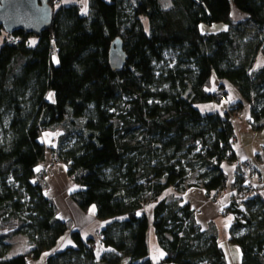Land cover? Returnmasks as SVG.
Here are the masks:
<instances>
[{"label":"trees","instance_id":"obj_1","mask_svg":"<svg viewBox=\"0 0 264 264\" xmlns=\"http://www.w3.org/2000/svg\"><path fill=\"white\" fill-rule=\"evenodd\" d=\"M50 6L52 24L37 35L0 29V264H28L66 233L73 245L46 264H154L142 213L149 205L164 255L157 264H227L215 230L160 197L198 187L214 199L227 188L221 164L236 161L231 120L248 106L252 129H264V0H88L86 13L60 0ZM201 24L227 28L203 34ZM116 39L126 55L120 70L109 62ZM213 72L241 95L223 116L197 108L224 90L208 91ZM44 133H57L54 148ZM48 153L79 186L76 206L109 221L98 234L109 251L99 258L95 241L58 220L44 194L36 167ZM235 201L231 242L241 264H264V202L256 192L241 211ZM18 234L30 248L8 257L7 239Z\"/></svg>","mask_w":264,"mask_h":264},{"label":"crops","instance_id":"obj_2","mask_svg":"<svg viewBox=\"0 0 264 264\" xmlns=\"http://www.w3.org/2000/svg\"><path fill=\"white\" fill-rule=\"evenodd\" d=\"M225 96L227 95L226 91ZM240 101V100H239ZM217 113L218 110L215 109ZM242 117L237 119L236 117L231 120L234 131V142L232 144L233 154L236 161L232 164L222 163L221 170L227 177V188L220 192L214 199L207 195V193L198 187L188 188L185 191L178 192L172 188L166 189L160 200L166 201H178L179 205H188L193 212L194 220L201 230H208L213 228L217 236V242L222 249L227 264H241V251L240 248L231 242V227L234 223L235 217L230 212V206L236 193L232 189L236 177V167L242 161H251L257 169V195L261 197L264 202V129L260 131H254L251 127L249 108L244 107ZM57 133H44L47 148H54L56 144ZM53 140H50L52 139ZM51 159L49 153L46 154L45 162L36 167L38 173H45L49 178H46L47 183L54 178L55 171L62 170L58 173L67 185L69 191L74 190L72 185H69L64 177V172L67 174L66 167L61 163L57 164L55 168L46 171L45 165ZM69 213L67 218H72L75 222L74 230L79 231L83 240L93 239L95 241V254L99 258L104 252L109 249L104 248L100 243L98 236L99 232L106 226L109 221H98L96 219L95 207H90L87 213L82 212L72 201L66 200ZM155 205H149L142 211L146 215L148 220L147 231V243L149 249V258L155 264L160 262L164 255L161 256L162 251L158 247L157 239L152 228L153 221V209ZM90 218V219H86ZM79 227V228H78ZM68 234V233H66ZM62 243L67 245V241L61 239ZM9 243L8 257H13L19 254H25L28 252L29 244L24 235H13L7 239ZM58 247H61L57 244ZM55 250V249H54ZM49 252H44L38 259H29L28 264H46L47 256ZM157 257V259L155 258ZM156 259V260H155ZM126 261L123 262L125 264Z\"/></svg>","mask_w":264,"mask_h":264},{"label":"rangeland","instance_id":"obj_3","mask_svg":"<svg viewBox=\"0 0 264 264\" xmlns=\"http://www.w3.org/2000/svg\"><path fill=\"white\" fill-rule=\"evenodd\" d=\"M160 1L165 6L167 0H160ZM62 2L65 4L75 3L80 8L81 12L86 13L88 11V0H60V3H62ZM231 15L233 18L237 15V12L234 8H232ZM226 28H227V25H225V24H213L210 26L201 24L199 26V29H200L201 33H203V34L217 33L219 31L226 30ZM4 37H5V34L1 33L0 34V46H1V43H2V40ZM173 60H174L173 53L167 52V54L165 56V64L171 65ZM158 67H159V65H158ZM221 84H223L224 90L226 91L227 95L225 96V92H224V90H222L224 95H223V98L221 100L198 104L197 108L201 111V113H203V114L215 113L216 112L215 109H216L219 111V114L223 116L224 113L228 111L229 106H231L232 104L241 100V95L238 92V90L229 81L219 80L214 72L212 73V76H211L210 86L208 87V91L213 92V91L217 90ZM240 113H241V117H242V112H240ZM238 114H237V116H238ZM0 134H1V132H0ZM50 140H53V137ZM42 141H43V143L44 142L46 143L44 136L42 137ZM50 162H51V160H49L47 162V164L45 165L46 171H49L50 169H53L56 167V165L51 166ZM60 165H61V167H63L62 164H60ZM60 172H62V170H59V172H58V170L55 171L54 178L52 179V181H49V183H47V181H46V178H49V176L44 175V177H43V182H44V186H45L44 194L48 199L51 200L52 204L54 205L56 218L62 222L67 223L69 228L73 229L74 225H75L74 220L72 218L70 219V218L66 217V215L69 213V210H68L67 204H66V200L68 199V201H72L74 203V201L71 197V194L76 192L79 189V186L77 184L73 183L68 178L67 174L64 172V177H65L66 181L68 182L69 185H72L74 187V190L71 191V193L69 191H67V189H68L67 185H65L62 178L60 176H58V173H60ZM255 182L257 185V177L255 179ZM257 191H258V189H257ZM92 207H94V206H92ZM84 213H87V212H84ZM86 219H90V218H86ZM96 219H97V217H96ZM97 220L101 221L99 219H97ZM87 238L88 237H85L84 240L85 241L88 240ZM61 239H63V242H64V240L67 241V245L65 243H62ZM57 244L60 245L61 247H58ZM57 244L51 251H49L50 255H52V253L59 252L61 250L69 248L73 245V241L71 239L70 234L68 233V234H64L63 236H61L60 239L58 240ZM49 256H47V257H49ZM155 258L157 259V257H155ZM155 264H157V263H155Z\"/></svg>","mask_w":264,"mask_h":264},{"label":"water","instance_id":"obj_4","mask_svg":"<svg viewBox=\"0 0 264 264\" xmlns=\"http://www.w3.org/2000/svg\"><path fill=\"white\" fill-rule=\"evenodd\" d=\"M52 17L50 0H0V29L8 35L17 31L37 35L50 28ZM125 60L122 42L116 39L109 50L110 65L113 69L120 70Z\"/></svg>","mask_w":264,"mask_h":264},{"label":"built area","instance_id":"obj_5","mask_svg":"<svg viewBox=\"0 0 264 264\" xmlns=\"http://www.w3.org/2000/svg\"><path fill=\"white\" fill-rule=\"evenodd\" d=\"M223 91L218 90L215 94V98L217 100H220L223 98ZM241 113L238 114L236 117L237 119H240ZM235 138L232 137V142H234ZM59 164L58 159L53 160L50 162L51 166ZM240 171H241V177L244 180V188L240 192H236L234 195L235 203L237 209L243 211L244 210V201L249 198L250 196L256 194L257 192V185L255 182V179L257 177V169L255 165L251 161H242L240 162Z\"/></svg>","mask_w":264,"mask_h":264},{"label":"snow or ice","instance_id":"obj_6","mask_svg":"<svg viewBox=\"0 0 264 264\" xmlns=\"http://www.w3.org/2000/svg\"><path fill=\"white\" fill-rule=\"evenodd\" d=\"M34 43V42H33ZM163 255V253H161V256Z\"/></svg>","mask_w":264,"mask_h":264}]
</instances>
